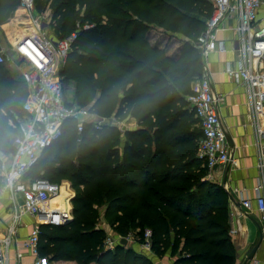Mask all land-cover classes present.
Returning a JSON list of instances; mask_svg holds the SVG:
<instances>
[{"label":"trees","instance_id":"trees-1","mask_svg":"<svg viewBox=\"0 0 264 264\" xmlns=\"http://www.w3.org/2000/svg\"><path fill=\"white\" fill-rule=\"evenodd\" d=\"M19 2L0 0V24ZM35 2L39 12L54 9L51 27L56 38L77 32L64 72L77 82L72 103L88 106L95 115L81 133L76 120H67L62 138L28 173L32 179L52 182L69 176L76 188L73 217L59 225L40 226V255L77 264H156L152 255L131 245L105 246L106 227L94 221L96 198L117 236L134 233L142 243L150 230L151 251L157 257L170 254L172 264H235L228 193L206 179V165L197 156L203 132L180 94L204 73L202 51L195 41L212 15V0ZM77 4L86 7L83 14ZM102 17L107 22L96 20ZM153 24L181 38L178 53L149 43L147 32ZM88 43L95 45L91 51L78 49ZM27 94L26 83L0 63L4 143L5 129L19 131L16 116L25 114ZM127 117L137 120L136 127L122 130L112 121L99 123ZM63 146L65 151L59 153Z\"/></svg>","mask_w":264,"mask_h":264},{"label":"built area","instance_id":"built-area-1","mask_svg":"<svg viewBox=\"0 0 264 264\" xmlns=\"http://www.w3.org/2000/svg\"><path fill=\"white\" fill-rule=\"evenodd\" d=\"M212 2V15L200 37L201 51L204 54L215 49L224 51L226 46L218 43L217 31L226 27L223 24L226 20H234L232 28L236 32V38L233 43L238 53V61L236 67L228 66L226 71L235 81L245 85L250 124L258 151V166L262 173L254 187L255 198L243 197L242 204L245 208L256 209L260 213L264 238V25L258 22L259 9L264 0ZM18 8L26 11L36 31L21 35L13 47L0 50V63L19 67L21 78L28 90L23 104L25 114L16 116L20 136L16 139L9 166L3 170L0 187V193L8 190L14 201L12 220L7 226L6 234L0 235V264H10L9 248L15 241L18 222L23 212L34 218L31 234L21 241L24 247L35 254L30 264H51L48 258L39 253L40 226L67 222L72 218V206L60 208L52 204L51 200L61 192V184L43 177L32 179L28 177V173L43 152L62 138L63 126L67 120H76L77 131L81 133L85 123L94 120L95 115L88 107L65 98V83L60 76L77 32L61 39L48 33L35 16V0H20ZM219 100L212 82L205 74L193 82L189 104L203 132L198 143L197 156L206 165V178L209 180H214L216 167L227 163L238 165V161L231 154L222 124ZM17 195H21V203L15 201ZM69 196L67 203L72 201ZM145 235L143 245L151 249L150 231L147 230ZM118 237H106V247L114 248Z\"/></svg>","mask_w":264,"mask_h":264},{"label":"crops","instance_id":"crops-1","mask_svg":"<svg viewBox=\"0 0 264 264\" xmlns=\"http://www.w3.org/2000/svg\"><path fill=\"white\" fill-rule=\"evenodd\" d=\"M18 9L16 17L20 16L22 19H27L28 14L25 11L21 12V8ZM258 22L264 25V4L259 9ZM223 24L226 27L217 31V38L218 43H223L226 49L224 51H219L218 49L211 50L203 55L205 63L204 74L210 79L214 92L220 98L219 107L222 124L225 131L231 137L233 143L232 146L230 145L231 154L238 161V165L233 166L231 163H227L216 167L214 181L223 186L228 193L231 223L230 234L236 252L235 264H264L263 225L260 213L256 209L249 210L242 204L243 197L255 198L254 187L260 180L262 173L258 166V151L254 144V132L250 124V110L245 85L235 81L226 71L228 66L236 67L238 61V53L233 43L236 38V32L232 26L235 23L234 20H226ZM8 25H11L10 22L3 24L2 30L0 29V32L3 33L0 35V47H3V44L7 40L15 44L18 41L14 37L15 32L11 31ZM30 25L31 23H29L28 27ZM7 66L10 68L14 65ZM10 71L12 72L11 68ZM16 78L20 79L21 75ZM130 119H133L135 123L133 122L134 124L128 125L127 123ZM126 120V122L115 120L114 124L122 130L136 127L137 120L134 117H127ZM119 123H122L124 126H121ZM8 166L9 164L2 165L3 170ZM3 170L0 171V187L2 186ZM60 193L61 196L51 200L52 204L60 208H71V206L73 208L72 201L67 203L68 192L63 188ZM231 196L234 199H231ZM15 201L21 203V195H17ZM13 206L12 194L8 190L2 191L0 193L1 236L6 234L7 226L12 220ZM33 227V216L27 212H23L18 222V233H16L15 241L9 248L10 264H30L34 259L35 254L21 243L23 239L31 234ZM128 245H131L138 251L152 255L156 264H172L174 260L170 254L162 258L157 257L152 253L151 249L143 245V242L138 243V241H135L131 243L129 241ZM54 263L77 264L73 260H57Z\"/></svg>","mask_w":264,"mask_h":264},{"label":"rangeland","instance_id":"rangeland-1","mask_svg":"<svg viewBox=\"0 0 264 264\" xmlns=\"http://www.w3.org/2000/svg\"><path fill=\"white\" fill-rule=\"evenodd\" d=\"M77 0H71V5H74L75 2ZM77 10H81V14H83L86 10V7H80L79 4H77L76 6ZM18 7L15 8L13 14L7 18L4 19L3 22L0 24V29L2 30L3 28V24H5L6 22H10L11 25H8V27L11 28V31L15 32L14 37L18 40L20 35L23 34H27L28 32H33L36 31V28H34V26L31 24L29 27V23H31V19L28 16L27 19H22L20 18V16H18V18L16 17V14L18 13ZM20 11H25L23 9H20ZM26 12V11H25ZM35 13L37 15L36 18H38V21L41 22L42 27L45 28V30L48 31V33H51L54 35L53 33V29L51 27V20L53 18V15L55 13L53 8H48L45 11L39 12L35 11ZM97 21L101 22V23H105L107 22V19L105 17L102 18H98L96 19ZM81 30V28H80ZM204 32V31H203ZM202 32V33H203ZM201 33V34H202ZM3 33L0 32V35H2ZM148 34V39H149V43L151 44H158V46L160 47H164L169 53L175 54L178 53L179 48L182 46V42H181V38L177 37L176 35L171 36L169 34L166 33L165 30H163V28L157 26V25H150V28L147 32ZM201 34L199 35L198 39L195 41V44L197 45L199 51H201V46H200V37ZM113 44V42H111ZM15 43H12L11 41H6L3 45V47H0V49H9L11 47H13ZM95 45L94 44H86L80 48H78L81 52H89L93 49ZM202 55H204L203 51L201 52ZM68 63V61H67ZM67 63L65 64V66L67 65ZM62 67L61 71H60V76L62 78H64V83H65V90H64V94H65V98L68 101L73 102V100L75 99V95H76V91H77V82L74 79H69L66 78L68 73L64 72V67ZM12 69V75L14 77H17L19 75H21V70L19 67H17L16 65L10 67ZM204 73L202 75H198V76H203ZM197 75H195L193 78L198 77ZM192 85H193V79L192 81L188 84L189 89L186 90V88L184 89H180V94L182 95V97L184 98V100L187 102V107L191 110L190 108V104H189V95H190V88L192 89ZM3 100H4V96H3ZM83 107H88V106H83ZM192 118H194L192 116ZM127 118L122 119V122H126ZM117 120L116 118H111L109 119H102L101 121H99V123L103 124V122H113ZM134 120L130 119V121L127 123L128 125H132ZM121 126H124L122 123H119ZM16 125V124H15ZM17 126V125H16ZM85 131V130H84ZM84 133V132H83ZM5 134L6 137L8 139V143H4L3 141L0 140V171L3 170L2 165H7L11 162L12 160V155H13V151L16 147V139L20 136V133L18 131V128H12V129H5ZM63 143V142H62ZM66 146L64 147H59L58 151L59 153H63L65 151ZM55 150L51 151L49 154L53 155L55 154ZM38 175H41L40 173H37ZM47 175L45 174V177ZM49 178V177H47ZM207 179V178H206ZM209 180V179H208ZM215 180V179H214ZM214 180H210L214 183H216ZM54 183H58L61 184V191L64 188L66 190V192H68V195H70L69 197L73 198V195L76 194V188L73 187V184L71 182V178L69 176H59L56 177L55 180L53 181ZM219 184V183H216ZM220 185V184H219ZM71 193V194H70ZM57 198V197H56ZM94 221L96 225H103L104 227H106V231H107V235L106 237H108L109 235H113V236H117V233L110 228L109 224L107 223V221L102 217L103 216V204L99 203L98 200L95 198L94 199ZM109 227V228H108ZM148 230V229H147ZM146 230V231H147ZM150 231V230H149ZM146 233V232H145ZM151 233V232H150ZM123 237H127L128 238V242L130 241L131 243H134L135 241H137L138 236H136L134 233L125 235ZM151 237V235H150ZM144 239L146 238V235L144 234ZM55 261H50L51 264H55Z\"/></svg>","mask_w":264,"mask_h":264},{"label":"water","instance_id":"water-1","mask_svg":"<svg viewBox=\"0 0 264 264\" xmlns=\"http://www.w3.org/2000/svg\"><path fill=\"white\" fill-rule=\"evenodd\" d=\"M226 135H227L229 144L232 146L233 143H232L231 137L228 135L227 132H226ZM231 199H234L233 196H231ZM72 211H73V208H72ZM118 242L121 243V244L127 245L128 244V238L127 237H123V236H119L118 237Z\"/></svg>","mask_w":264,"mask_h":264},{"label":"bare ground","instance_id":"bare-ground-1","mask_svg":"<svg viewBox=\"0 0 264 264\" xmlns=\"http://www.w3.org/2000/svg\"><path fill=\"white\" fill-rule=\"evenodd\" d=\"M33 26H34V25H33ZM34 28H36V27L34 26ZM59 195H60V193H59L57 196H55V197H58ZM55 197H54V198H55Z\"/></svg>","mask_w":264,"mask_h":264}]
</instances>
